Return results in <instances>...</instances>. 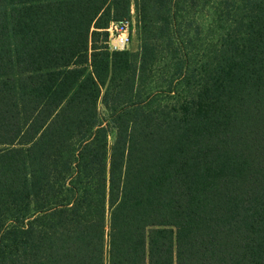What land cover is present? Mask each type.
<instances>
[{
  "label": "trees",
  "instance_id": "obj_1",
  "mask_svg": "<svg viewBox=\"0 0 264 264\" xmlns=\"http://www.w3.org/2000/svg\"><path fill=\"white\" fill-rule=\"evenodd\" d=\"M0 264H264V0H0Z\"/></svg>",
  "mask_w": 264,
  "mask_h": 264
},
{
  "label": "built area",
  "instance_id": "obj_2",
  "mask_svg": "<svg viewBox=\"0 0 264 264\" xmlns=\"http://www.w3.org/2000/svg\"><path fill=\"white\" fill-rule=\"evenodd\" d=\"M107 32L106 45L109 50L124 49L129 42L128 19L110 20L104 28Z\"/></svg>",
  "mask_w": 264,
  "mask_h": 264
},
{
  "label": "rangeland",
  "instance_id": "obj_3",
  "mask_svg": "<svg viewBox=\"0 0 264 264\" xmlns=\"http://www.w3.org/2000/svg\"><path fill=\"white\" fill-rule=\"evenodd\" d=\"M124 18L128 19L129 28H130L129 42L126 45V47L124 48V50L136 51L138 49V45H139V33H138L139 27H138V21H137V16L135 13V7H134L133 2H130L129 16L124 17ZM204 18H206V17H204ZM119 19H122V18L115 17V18H111L110 20H119ZM107 23H106V25H107ZM197 44H198V41L196 40V42L194 43L193 46L195 48H197ZM101 107H102L101 103L98 102V108L101 109ZM111 140H112V133H110L108 135V142H111Z\"/></svg>",
  "mask_w": 264,
  "mask_h": 264
}]
</instances>
